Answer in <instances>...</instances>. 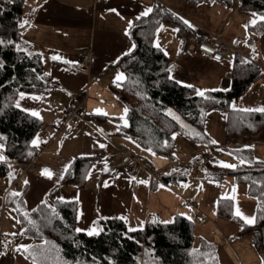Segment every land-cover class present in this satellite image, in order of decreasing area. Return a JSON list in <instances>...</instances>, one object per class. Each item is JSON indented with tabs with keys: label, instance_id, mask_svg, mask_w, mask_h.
<instances>
[{
	"label": "crops",
	"instance_id": "crops-1",
	"mask_svg": "<svg viewBox=\"0 0 264 264\" xmlns=\"http://www.w3.org/2000/svg\"><path fill=\"white\" fill-rule=\"evenodd\" d=\"M157 1L171 6L194 23L186 13L193 12L199 5L188 7L193 5L181 0H24V18L28 25L22 38L33 51L43 55L45 67L55 82L46 93L22 91L16 97L17 106L29 113H37L43 122L35 137L40 152L23 166L21 173L26 176L27 206L32 209L45 198L50 203L56 199H74L77 202L76 228L87 234L93 230L98 234L100 221L108 218H121L129 228H144L150 221H169L180 214L194 220L195 233L200 237L210 239L208 230L212 229L217 237L213 241L219 264H263L252 238L237 236L242 225L217 213L219 198L229 197L233 199L234 215L247 223L236 214L237 210L243 216L255 217L256 198L235 183L232 176L219 180L211 178L214 165L195 152L197 147L206 144H195L184 134H177V157L171 158L153 153L135 138L118 132L127 122V107L115 94V88L125 79L124 72L115 64L133 48L129 28L134 19L144 16L147 9H153ZM217 5L226 7L215 1L202 8L210 13ZM232 6L230 9L245 19L247 33L227 36L222 28L195 24L196 27L203 31L206 39H210L211 31L234 44L241 55L264 67V32L251 34L249 30V25L259 16L237 9V5ZM197 12L200 13L199 8ZM156 44L166 51L171 61L174 60L172 74L181 82L195 85L200 91L228 86L230 80L225 75L233 68L236 57L232 52L231 58L225 53L224 60L217 62L202 53L187 54L183 44L175 41L173 49L168 48L173 54L172 59L167 48ZM82 45L95 52L96 63L92 68L84 66L77 57V49ZM260 70L262 77L234 103L235 107H264V68ZM120 74H123V80L116 79ZM71 105L81 106L86 112L85 119L57 131L56 123L62 120L65 109ZM226 120L227 112L222 110H210L206 119L205 130L211 141H216L212 142L211 150L216 151L217 146L226 150L216 157L217 165L240 163L244 160L241 152L244 148H251L255 158L264 160V129L257 135L234 139L226 134ZM227 139L231 140V145H226ZM81 155L100 157L90 168L83 187L70 185L67 188L61 181L73 159ZM130 156L141 165L136 178L123 165ZM177 160L182 162V169L176 167ZM186 160H190L188 164ZM192 167L198 168L202 175L197 187H192L188 181ZM45 170L52 173L50 178L44 175ZM147 170L158 171L161 179L151 180ZM177 170L185 175L184 179L174 178ZM17 180L11 188L15 185L19 191ZM171 182H176L182 195L171 190ZM7 193H0V213L3 214ZM203 211L210 215L209 221ZM3 230L0 228V236L4 235ZM5 235L7 245L0 248V264H17L18 260L20 264H28L20 253L24 255L23 249L34 243L33 238L24 236L31 239L27 241L17 238L18 234L15 238ZM19 235L23 236L21 232Z\"/></svg>",
	"mask_w": 264,
	"mask_h": 264
},
{
	"label": "trees",
	"instance_id": "trees-1",
	"mask_svg": "<svg viewBox=\"0 0 264 264\" xmlns=\"http://www.w3.org/2000/svg\"><path fill=\"white\" fill-rule=\"evenodd\" d=\"M181 1L194 5L219 1L227 6L236 2L241 10L259 16L249 25L250 33L264 32V20L260 19L264 16V0ZM25 20L24 0H0V175L11 184L40 152L41 147L33 141L43 125L38 116L17 106L16 97L22 91L46 93L55 84L43 55L22 38L28 25L21 27ZM164 22L176 26L183 49L193 37L195 41L206 39L198 27L161 1L155 2L150 14L134 19L129 28L133 48L115 64L125 74L115 94L127 107V122L118 132L135 138L153 153L176 158L177 134H184L195 144L213 146L205 130L210 110L227 112L226 134L230 138L263 131L264 112H245L234 106L262 77L257 64L236 55L228 86L200 91L172 74L170 56L156 44L157 30ZM241 152L243 161L233 167L214 165L210 175L217 180L232 176L256 198L255 221L248 224L235 216L229 197L219 198L217 213L242 225L237 236L252 238L264 264V160L255 158L251 148ZM99 157H75L61 183L67 188L83 187ZM174 175L176 180L185 178L180 170ZM26 190L27 185L21 191L10 188L5 204L16 211L21 234L36 240L23 249L33 264H219L213 242L202 238L199 247L193 246L195 222L184 215L177 214L169 221L153 220L144 228H129L121 218H108L100 221L98 234L88 235L77 231L76 200L50 203L45 198L29 209Z\"/></svg>",
	"mask_w": 264,
	"mask_h": 264
},
{
	"label": "rangeland",
	"instance_id": "rangeland-1",
	"mask_svg": "<svg viewBox=\"0 0 264 264\" xmlns=\"http://www.w3.org/2000/svg\"><path fill=\"white\" fill-rule=\"evenodd\" d=\"M188 5H193V6H188V7L197 6L194 4H188ZM205 5H207V4H204V5L199 4L198 8H199L200 13L197 12L198 8H196V9L192 8V9H195L193 12L188 11L186 13L188 15V17L192 20V22H194V23H192L194 26H196L195 24H198V25L200 24V26L207 25L208 27H211L212 29L222 28L227 33V36H235V34L247 33V31L245 29V25H244L245 19H243V18L239 17L237 14H235L233 12V10L230 9L229 6H228L229 8H226L227 5H226V7L219 8V6L217 5V6H215L214 10H211L210 13H207V11L203 10V8H202V7H205ZM235 5H237L236 6L237 9H240L236 2L234 3V5L232 7H234ZM169 8H171L174 12L181 15V13L174 10L171 6H169ZM210 33H212V32L210 31ZM195 40H196V38L193 37L190 42H196ZM175 41L178 44H183L182 39L177 34L176 26L174 24L164 22L157 30L155 42L160 43L165 49L167 48L166 50H168V48H170V47L173 49V47H174L173 45H174ZM168 52H169V50H168ZM226 53H227L226 56L229 58H231L233 56V54L230 52H226ZM169 54L171 55V58L173 59V57H172L173 54L170 52H169ZM173 61L174 60L171 61L172 62L171 65L173 64ZM215 149H217V150L216 151L211 150L210 154L211 155L215 154L216 155L215 157H217V158L219 157V155L221 153L226 151L223 148H219V146H217ZM189 161L190 160H186L185 163L187 162V164H188ZM200 177H202V175L199 172V169L192 167L191 171L189 172V177H188L189 184L192 187H197L195 185H197V182H200ZM185 181H180V182L185 183ZM25 182H26V176H24V173H23L17 180L18 186L20 187L19 191H21ZM11 186H13V184L10 183L9 179L6 176L0 175V193H2V195H3L6 191H8L11 188ZM169 186H170L172 191L173 190L177 191L180 195H182V193H180V191L176 188V182H171ZM241 187H244V186H241ZM13 190H17V186L14 185ZM203 212L208 217V219L206 221H209L211 218L210 215L206 211H203ZM1 219H2V222H1ZM0 228L1 229L4 228V230H3L4 235L3 236H5V237H6L5 234H8L7 236L15 238V234H18V236H16L17 238L21 237L20 239H28L27 241L31 240L30 238H25L24 236L19 235L21 232V225L19 222L18 215H17L16 211L8 205H4V214L0 213ZM6 230H9V232H7ZM211 231H212V229L209 228L208 233L210 234L209 235L210 239H207L206 237H200L201 235H199L198 233H195V240H194L193 246L199 247L202 238L214 243L213 240H216L217 237L215 236V233H213ZM11 234H13V235H11ZM34 241H36V240H34ZM16 251H19V250L16 248ZM20 256L22 257V259L26 260V262L28 264H33L23 254L20 253ZM20 263H21V261L18 260L17 264H20Z\"/></svg>",
	"mask_w": 264,
	"mask_h": 264
},
{
	"label": "built area",
	"instance_id": "built-area-1",
	"mask_svg": "<svg viewBox=\"0 0 264 264\" xmlns=\"http://www.w3.org/2000/svg\"><path fill=\"white\" fill-rule=\"evenodd\" d=\"M209 37L210 39H204V40L188 43L183 49L184 52L187 54L202 53L207 55L211 60L217 62L224 60L225 57L224 54L226 52H232L235 56L241 55L240 50L229 41L212 33ZM77 57L79 61L88 68H92L96 63L95 52L91 47L87 45H82L78 47ZM256 64L259 67V69L264 68L258 63ZM232 76H233V68H229L226 72L225 77L227 80H230ZM99 77H100L99 75L95 76L96 79H99ZM85 117H86V112L81 106L71 105L65 109L62 120L56 123L57 131H61L70 125H77L81 121H83ZM226 145H231L230 139L226 140ZM211 148L212 146L210 145L200 146L195 149V152L204 155L211 164L217 165L218 164L217 158L213 157L210 154ZM123 165L126 166V169L131 176L135 178L139 176L141 165L135 159L134 156L128 157L127 160L123 163ZM175 165L179 169H182L184 167L182 162L179 160L175 162ZM147 171L151 176V180L161 179L159 177L158 171H152V170H147ZM0 212H2V209H0ZM6 244L7 242L5 241V238L3 236H0V248L4 247Z\"/></svg>",
	"mask_w": 264,
	"mask_h": 264
},
{
	"label": "snow or ice",
	"instance_id": "snow-or-ice-1",
	"mask_svg": "<svg viewBox=\"0 0 264 264\" xmlns=\"http://www.w3.org/2000/svg\"><path fill=\"white\" fill-rule=\"evenodd\" d=\"M151 11H152V9H150V8L147 9V11L144 12V15H147V14H148L149 12H151ZM254 15H255V14H254ZM260 19H261V20H264V16H261ZM27 23H28V21L25 20V21L23 22V24L21 25V27H23V26L26 25ZM185 23H187V22L185 21ZM253 23H255V21H253ZM0 43H2V41H0ZM52 59H59V57H52ZM116 79H117V80H123V79H124L123 74L118 75ZM198 94L201 95V96L204 95L203 92H199ZM20 95H21V98H23L24 94L21 93ZM242 111H245V112H264V107H262V108H257V109H251V108H248V109H242ZM125 112H127V109H125ZM32 115L35 116V115H37V113L33 112ZM212 142H213V143H216V141H212ZM33 143L38 145L39 142H38V141H33ZM101 147H103V145H101ZM0 159H3V157H0ZM222 166H224V167H233L232 165H228V164H223ZM44 175H46V176H48V177L50 178L51 175H52V173H51L50 171H48V170H45ZM14 195H16V194L14 193ZM236 214L239 215V216H242V218H243L247 223H253V222L255 221V217L249 218V217L243 216V214L240 213L239 210H237V213H236ZM77 231H80V229H77ZM95 234H97V233L95 232V230L88 232V235H95Z\"/></svg>",
	"mask_w": 264,
	"mask_h": 264
},
{
	"label": "bare ground",
	"instance_id": "bare-ground-1",
	"mask_svg": "<svg viewBox=\"0 0 264 264\" xmlns=\"http://www.w3.org/2000/svg\"><path fill=\"white\" fill-rule=\"evenodd\" d=\"M203 32V31H202ZM208 35H209V33H208ZM199 40V39H198ZM92 77V76H91Z\"/></svg>",
	"mask_w": 264,
	"mask_h": 264
}]
</instances>
